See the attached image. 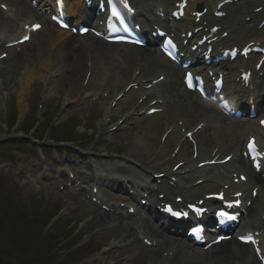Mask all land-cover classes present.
Instances as JSON below:
<instances>
[{"label": "rangeland", "instance_id": "obj_1", "mask_svg": "<svg viewBox=\"0 0 264 264\" xmlns=\"http://www.w3.org/2000/svg\"><path fill=\"white\" fill-rule=\"evenodd\" d=\"M46 41L47 37L45 35L41 36L39 42L36 41L37 45L34 43L27 48L26 52L30 54L29 56L21 54L17 59L14 57L6 64L7 70H0V136L12 137L15 140L22 139L18 140L17 144L14 142L0 144V153L4 152L5 154V159L0 158V162L10 161L3 164L0 163V167H4V169L0 170L1 188L4 191L8 190L6 194L10 193L11 195L10 198L7 197V200L4 201L14 200L21 213L18 228L13 226L6 228V222L3 218L7 217L4 213H1V209L5 210L8 202L6 206L1 202L0 253H5V258H8L11 264H21V261L29 256L27 252L29 250L23 249V254L16 255L12 249V247L16 248V245L9 243L16 240L24 241V235L29 236V230H35L37 227L35 231L47 234L44 237L42 236L43 238L39 235L38 239L32 240L31 237L29 240L37 241L43 245L48 242H51L53 245L54 240L56 242L53 245L54 248H57L54 254H52L53 252L51 254L45 253L49 257V264H115L118 252L112 251L106 253L103 249L117 239L109 238L106 234L100 236L96 234L97 221L95 219L94 221L88 220V216L91 213L90 209L85 208L82 204L81 206L78 205L79 203L77 205H70L69 201H66L65 195L54 192L49 188H45L39 194L34 195L30 191V187L28 188L29 178L27 175L29 172H32L34 173L32 179L37 180L36 176L39 174L40 167L42 166V154L46 155L47 163H49L48 160H54V146H52V142L48 136L49 133L54 139L61 140L67 139V135L64 133L67 130L68 133H71L69 137L73 139V144L79 146L80 142L77 141V138H88L90 129L95 128L99 119L103 117L102 109L98 108L101 100L98 104L81 106L82 102L86 101L81 102V100L86 99L95 87L89 90L86 87L88 93L83 96L79 94L78 96H81V100H78V102L73 100L71 101L72 104H65L64 99L72 95L71 91L74 88L77 89L81 84L83 86L82 78L84 70L81 69V66L87 53L93 56V53L89 52V49L91 47L101 48L102 57V52L113 48L101 47L92 42L90 38L86 41L73 40L72 42L68 41L64 45H52L53 54L57 59L56 70L59 75L57 76L56 84L49 91L47 97L42 98L39 77L47 69V57H50V48L46 44ZM81 44L86 46L84 50L80 49ZM156 55L157 57L153 56V59L157 58L162 64L164 60L158 54ZM150 59H152V56L148 58V62L144 61V65H150L152 63ZM139 62L142 64L140 59ZM136 63L138 64V62ZM135 67L136 65H133L131 69ZM130 70H128L127 75H124L123 78L129 76ZM40 105L43 106V109H40ZM63 105L64 109L60 113V118L59 115L56 119L55 117L53 118V115H56ZM42 110H44V117L41 122L42 126L38 129L36 135H34L32 130L28 134H24L20 129V131H17L19 122L22 120H24L21 123L23 128L28 127L33 129L35 124L38 125L40 118L38 113ZM118 111L119 107L116 108L115 113ZM15 117L17 121L14 127L9 132V135L4 136L8 133L6 132L5 122ZM161 120H163L162 117H154L147 122L141 123L139 126L141 129V132L138 133L139 137L145 139L146 143L150 142V146L155 144L154 147H150L151 149L157 146L161 132L154 135V127L156 125L159 126ZM50 123L55 126H51ZM61 126L66 127L61 130L64 134L58 133V129ZM148 127H150V130ZM34 136L45 138L42 139L43 142H40L34 140ZM135 140L134 135L117 146L122 149L130 146V151L135 154L134 147L140 148L138 143L137 145L134 144ZM126 142L128 143L127 146ZM40 147L44 151L39 150ZM57 154L59 158L62 155V153ZM78 156V154L73 153L71 154L72 158H69L73 159L74 165L81 159ZM50 165L54 167L53 164L50 163ZM125 229L124 226L120 225L118 233H122ZM45 230L48 231L45 232ZM117 234L114 237H117ZM89 237L91 239L86 244L87 246H84V252L74 253V243L83 244ZM137 248L138 246L130 245L124 254V256L127 255L128 259L124 260L121 264H149L151 262L150 258L147 254L142 255L141 251H138L139 253L132 258L129 257ZM101 255H104V257L100 258V262H98L95 258ZM129 259H134V261Z\"/></svg>", "mask_w": 264, "mask_h": 264}, {"label": "bare ground", "instance_id": "obj_2", "mask_svg": "<svg viewBox=\"0 0 264 264\" xmlns=\"http://www.w3.org/2000/svg\"><path fill=\"white\" fill-rule=\"evenodd\" d=\"M79 0H73V1H69L68 2V6L71 9V12H74L76 10H78L79 4L78 3ZM155 1V0H154ZM205 1V0H202ZM144 3V0H142V4ZM161 4H166L169 3V0H162L160 1ZM42 5H46L49 6V2L47 0L42 2ZM233 8L236 9V11L234 12V16L233 18H228L225 17L224 19L219 21V24H225L227 25V21L230 20L231 24L233 23V20L235 17H240L243 18V16H254V14L252 13V10L259 5H250L245 1H238L235 4H233ZM262 6H264V2L262 3ZM21 8V12H22V6H20ZM258 15L260 16V18H262L264 16V9H261L258 12ZM30 18V17H27ZM160 24H162L161 22H159ZM247 25H252L254 26L253 22H249V23H237V25L235 26V31L236 34L239 33H243L244 32V28ZM190 26H194V25H190ZM228 26V25H227ZM152 28V27H151ZM187 28V27H186ZM153 31V28L150 29ZM0 35L1 34H5V31H0ZM264 32V27L258 31L257 29H254L251 33L247 34V37H249L250 39H255L258 36H260V33ZM140 53H135V54H139L141 55L143 58L145 54H147V56L150 54L152 55L153 51L151 50H146V49H139ZM144 65V64H142ZM152 66H154L152 68ZM148 68H152L150 73H147L144 76H140V78H136L135 76V80L136 83H139V79L141 78H148L150 79L152 77V75L156 72H159L160 70H158V67H156V64H151L150 66H148ZM177 73L178 71L176 69H173V72L171 75H169V80L168 83L165 82H161L160 85L162 86L161 88L162 91H166V92H161L160 91V95L156 97L157 98H163L164 100V104H169L170 106H178V109L176 111V117L177 119H182V124H185L186 126H191L194 127L192 125L193 121L195 122V120H199V122H208L215 119L216 116L214 115H219V112L217 111V109L215 107H212L211 104L210 105H202L203 107H201L195 100H192L191 98H186L184 96V94L180 93L181 89H179L180 85L177 82ZM160 73H158L156 75L159 76ZM233 73H232V69L228 68V74L226 76V88H225V93H227V95H229V97L235 98L233 103H237V97L240 98L238 101V105H242V97H239L240 95L243 94L244 90L240 89L239 83H235L233 81ZM167 78V77H166ZM236 88H238V90H235ZM245 89V88H244ZM251 90H255V94H257L258 91H262L263 95L260 96V101L262 103V106H258L257 105V110L259 113L262 114L264 113V80L263 82H256V84L250 88ZM247 90V89H245ZM74 99V98H73ZM71 100L70 98H66L64 99V101H69ZM233 100V99H232ZM107 108H110V106H108ZM180 108L182 110H180ZM108 110V109H107ZM112 110V108H111ZM104 114H106V111L104 110ZM221 116V115H220ZM164 117H167L166 115H164ZM129 120L131 121L132 119H128L126 118L124 121L125 122H129ZM197 125V124H196ZM195 125V126H196ZM171 126V124H170ZM253 126L252 125H242L241 126V130L239 132L238 136H235L234 134H228L225 137L222 138V140L216 139L213 136H210L206 139H201L198 135L195 136V143H191L189 144L187 142V140H183L179 142V151L180 154H182L183 156L187 158V152L190 151V155L191 152L193 151V148L195 147V150H197V154L199 155H210L214 150V155L217 154L220 150H225L228 152H233L236 154V150H234V148L238 146L239 140L241 138H245L248 131L252 130ZM176 128L173 127L170 129L169 133H167V135L165 136V141L163 142L164 146H167V144H169L172 136L175 133ZM243 134V135H242ZM227 137V138H226ZM189 144V145H188ZM219 144V145H217ZM222 144V145H220ZM164 154V153H163ZM162 158H157V161L160 159H163L164 157H168L169 154L163 156ZM163 164V163H162ZM161 164V165H162ZM165 166H168V163H164ZM236 168H238L239 170H244L247 171L246 165L244 163H239ZM128 169V168H126ZM113 181V180H112ZM249 183L253 184V185H258L259 186V192H263L264 193V179L262 180H256L254 177H249ZM210 184H205V185H201V186H196L193 188H188V192L190 194H194V193H199L201 190H203L204 188L209 187ZM147 187V186H146ZM160 189H158L159 192ZM154 191V190H153ZM155 198H157V196H155ZM159 199V198H158ZM151 200V199H150ZM161 202L163 201H167V197H164V199H159ZM153 202V201H152ZM153 205V203H152ZM98 212V219H105L108 217V215L106 213H103L101 211H95ZM255 225H253L254 227H260L262 222H260V217H256L255 218ZM138 228V233H145L147 235H149L151 238H149L150 240H156V245L165 246V251H171L174 254V257L171 258L170 260L173 261V264H202V260H205L206 258H212L215 257L217 258L220 263H225L226 261L228 262H232V261H242L245 257V251L242 250L244 247L246 246H239L238 244L232 242L233 244H224L223 246L227 245L222 251L216 252L211 256H208V253L206 252H200V251H191L188 248L185 247H179L178 245H176L174 242H170L168 240H165L162 238V234L158 231H156L152 225H149L147 223H143L142 225H137ZM242 231L248 229V227H243L241 226ZM116 232V231H115ZM142 233V234H143ZM144 235V234H143ZM145 236V235H144ZM146 237V236H145ZM164 237V236H163ZM132 238V233L129 232L127 235H123L121 240H126V239H131ZM148 238V237H147ZM230 243V242H229ZM116 245L114 243H109L108 245V249H113V246ZM221 246V247H223ZM240 247V248H239ZM158 253V252H157ZM169 258H166L163 262V264H167L169 263ZM177 260H179V262H177ZM208 264H213L211 261H209Z\"/></svg>", "mask_w": 264, "mask_h": 264}]
</instances>
